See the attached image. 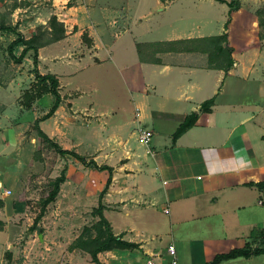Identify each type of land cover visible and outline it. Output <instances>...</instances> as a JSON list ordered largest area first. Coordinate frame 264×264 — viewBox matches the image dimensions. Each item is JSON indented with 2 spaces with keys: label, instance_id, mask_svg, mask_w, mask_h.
Returning <instances> with one entry per match:
<instances>
[{
  "label": "crops",
  "instance_id": "obj_1",
  "mask_svg": "<svg viewBox=\"0 0 264 264\" xmlns=\"http://www.w3.org/2000/svg\"><path fill=\"white\" fill-rule=\"evenodd\" d=\"M29 1L16 5L11 23L5 24L16 32L6 31L12 42L18 33L29 39L38 27H48L53 15L65 24L63 39L38 50V69L41 74L59 78L62 99L49 117L43 118L55 102L51 93L32 100L27 109L19 105V115L26 110L28 118L40 120V128L63 149L93 159L99 166H110L112 171L60 154L65 181L56 198L45 206L37 225L33 221L35 212L0 208V264H97L90 251L100 232V217L94 210L101 202L114 235L138 245L98 252L101 264H157L159 252L154 241L166 229L172 235L201 230L211 233L189 241L193 264L210 263L218 254L247 243L253 249L261 245L264 192L256 184L264 181V99L246 103L218 99L227 79L249 77L252 70L262 66L264 46L254 49V63L247 65L241 58L249 55L242 52V47L247 46L252 29L242 13L251 0H239L241 6L231 16L229 2L233 0H154V13L163 11L165 23L162 31L159 29L162 39L151 41L145 40L153 32L146 30V22L153 15L148 0H75L72 6L68 5L70 0ZM224 33L228 34L234 60L227 72L207 57L210 45L191 52L174 47L193 40L213 41ZM84 36L91 40L90 46L81 43ZM127 37L136 52L121 66L114 45ZM74 41H81L80 45L75 46ZM155 43L159 45L157 59L144 58L138 46ZM57 46L68 52L49 57L48 51ZM23 48L16 46L13 54L18 57ZM77 48L79 57L70 59L68 54ZM6 54L10 56L8 50ZM32 54L30 50L21 63L11 57L10 62L4 59L7 89L16 83L25 66L29 84H35ZM57 57L69 59V65L86 58L88 65L96 67L116 70L119 66L122 75L126 72L125 82L129 85V79L137 76L142 83L140 89L143 87L139 91L146 95L131 99L134 115L129 111L98 112L93 103L79 106L70 98L72 94L61 93V74L42 68L46 58L54 62ZM33 87L30 84L26 89ZM78 91L81 94L76 89V95ZM213 96L216 99L211 112H202V103ZM193 112L199 114L197 124L174 140L180 124ZM142 126L153 132L147 145L139 139ZM7 132L0 125V153L12 147ZM17 138L14 132V141ZM109 177L111 183L101 197ZM5 189L1 188L3 194ZM216 230L221 233L216 234ZM9 251L13 252L11 259L6 258ZM175 251L177 255L176 247ZM257 257L260 255L240 256L219 264H257Z\"/></svg>",
  "mask_w": 264,
  "mask_h": 264
},
{
  "label": "rangeland",
  "instance_id": "obj_2",
  "mask_svg": "<svg viewBox=\"0 0 264 264\" xmlns=\"http://www.w3.org/2000/svg\"><path fill=\"white\" fill-rule=\"evenodd\" d=\"M29 2V0H0V26L5 25L7 22L11 23V14L16 5H26ZM148 2V7L152 10L153 15L146 22L148 29H145L150 33L151 31L154 33L152 32L148 37H145V40L162 39V35L159 32L160 30L162 31L164 26L165 14L163 11L154 13L156 9L152 7L154 0H148ZM46 3H49V1ZM74 3L75 0L73 1ZM242 14L244 18H247L248 21H246L249 22L252 34L247 46L245 48L241 46L244 49L242 52H247L249 55L241 58L244 60L243 62H247V65H250L257 59V53H255L254 49H260L264 46V0H251L245 6L244 13ZM9 34L8 31L0 28V116L1 114L4 115V117H0V125H2V130L8 131L6 139L12 142V147L0 153V208L8 206L9 209H25L28 213L35 212L36 217L33 221L34 223L36 221L34 225H37L39 221L37 217H40L39 215L43 214L44 211V200L54 189L53 181L60 174L64 163L62 156L38 134L35 129V122L28 118V112L24 113L25 110L19 115L17 110L19 105H22L25 109L30 107L25 104V93L33 88H26L30 84L35 85L34 82L29 84L30 79L27 77L26 66L23 68V74L18 75V80L14 84L15 86L12 85V87L6 88L5 75L7 73L5 71L6 63L4 59L10 62V56L6 54L8 45L11 43ZM80 42L74 41L73 43H75V46H78ZM81 43L83 46H90L91 40L84 36ZM220 43V40H206L203 42L193 40L178 43L174 47L181 51L191 52L192 49L195 51L197 48L202 49L203 45H210L207 47V57H210L218 66H226V55L218 53L217 47ZM115 44L114 47L120 53L119 59L122 63L121 66H123L126 63V58L129 57L131 59L133 51L136 52V47H133V41L131 44V38L129 37L123 38ZM158 47L159 45L155 43L138 46V49L142 50L144 58L157 59L155 54ZM78 50L79 52H77ZM66 51L63 46H57L49 50L48 53L50 54L49 57L55 54L61 56ZM80 53V49L77 48L68 54V57L75 59L79 57ZM260 58L261 63L263 62L261 68L258 67L256 70H252L249 77L242 75L244 78L237 79L231 77L227 79V83L219 94L218 99H240L245 103L253 99H264V53ZM60 59V57H57L52 62V59L46 58L42 68L45 72H49L48 70L50 69L53 73L58 72L61 74L59 75L62 79L61 93L63 95L72 94L70 98L76 99V103L79 106L93 103L94 108L98 112L117 110L125 114L129 111L134 115L136 109L131 99H140L141 95H146L139 91L143 90V87L140 89L142 83L138 82L134 72L133 74L136 78L133 76V79L128 78L130 80L128 85L123 79V75L126 72L122 75L119 66L116 70L107 69L106 66H104L105 68L96 67L94 64L88 65L86 58L82 59V61L77 60L72 65H69L67 62L69 59ZM21 88L25 90L20 91ZM76 89H79L81 94L78 91L76 95ZM205 89L207 90V87ZM150 99L153 98L151 97ZM2 103L7 107L5 110L2 109ZM262 106H264V100L262 101ZM14 132L18 134L16 141L13 139ZM252 139L255 140L254 137ZM261 146L263 147L262 144ZM255 147L259 148L260 142L256 141ZM1 188L3 190L6 188L5 190H10L11 192L3 194ZM25 193L28 194L26 197ZM260 208V212L263 214L261 215L262 222L264 223V204ZM32 215L34 214L32 213ZM216 231V234L221 233L220 230ZM208 234L211 233L201 230L192 233L189 231L179 232L172 235L170 230L166 229L154 241L159 252V259L156 260L157 264H172L173 257L168 251L172 240L177 250V264H193L194 255L188 249V243L193 239H204ZM228 247H224L223 250H226ZM0 250H2L1 246ZM6 254V258L11 259L13 256V252L11 251ZM256 261L257 264H264V255L257 257Z\"/></svg>",
  "mask_w": 264,
  "mask_h": 264
},
{
  "label": "trees",
  "instance_id": "obj_3",
  "mask_svg": "<svg viewBox=\"0 0 264 264\" xmlns=\"http://www.w3.org/2000/svg\"><path fill=\"white\" fill-rule=\"evenodd\" d=\"M74 0H70L68 2L69 6L73 5ZM230 6V11L229 15L231 16L232 12L234 10L239 9L240 1L239 0H233L229 2ZM231 17H229L228 21L225 24L226 29L228 28V25L230 23ZM1 29L5 30H11L16 32V28L11 27V26H6L2 25L0 26ZM66 29H65V24L61 21L58 20V17L56 15H53L49 22H48V27L46 26H41L37 30V33L32 36L29 39H25L21 34L18 33V37L13 40L10 45L8 46L7 50L9 52L10 57L16 62V63H21L23 59L27 56L30 50L33 51L32 54V59L34 63V68L32 70L34 77H35V85L32 90H29L28 92L25 93V104L27 106H30L32 100L36 99L37 97H41L45 93H51L55 97V102L50 109V111L45 115V117L51 116L59 107L61 103V95H60V82L59 78L55 74H41L39 69H38V63H39V53L38 50L40 47L45 46L47 44H51L54 42H57L65 37ZM47 37L45 39V37ZM212 40H220L221 43L218 45V53L219 54H225L227 57V64L223 68L226 72L232 67L234 60L232 57V51L233 48L229 46L228 42V34L224 33L221 36L215 37ZM224 43L227 45L224 47ZM18 45H23L24 48L20 55L17 57L13 54V49L18 46ZM216 97L213 96L209 98L208 100L204 101L201 105V111L204 113H209L212 110V106L215 103ZM199 119V114L196 112H193L186 116L184 121L180 124L178 129L173 135L174 140H176L178 137H180L183 133H185L188 129L193 127L194 125L197 124ZM40 120L35 121V129L37 130L38 134L43 137L45 141H47L59 154L61 155H71L75 159L81 161L82 163L86 165H95L97 168L100 170H108L112 171V168L107 165H102L99 166L95 160H87L84 156L80 155L79 153L73 151V150H68V149H63L57 142L53 141L50 139V137L40 128L39 126ZM65 181V169H62L60 175L56 177V179L53 181L54 189L48 194L46 199L44 200V209L45 206L53 201L59 190H60V185ZM111 183V177L107 180L106 186L104 190L101 193V197L104 196V194L107 192L108 187ZM263 192H264V181L259 182L256 184ZM104 210V205L101 202L99 206L94 210V213L99 215L100 221H99V227H100V232L97 234L96 238L94 239L95 246L94 248L91 249V255L92 259L94 262L97 264H101L99 262V259L97 257L98 252L103 251V250H110L113 248H135L138 245L129 241H126L116 235H114L111 225L109 221L106 219L103 213ZM44 212V211H43ZM40 217L42 216L39 215ZM40 217H37L40 219ZM36 218V219H37ZM36 223V221H35ZM261 237H262V244L256 246L254 249L250 246L249 243H247L244 247L242 248H236L233 249L227 253H221L218 254L213 261L207 264H219L224 260L236 258V257H249L251 255H261L264 254V232H261Z\"/></svg>",
  "mask_w": 264,
  "mask_h": 264
},
{
  "label": "built area",
  "instance_id": "obj_4",
  "mask_svg": "<svg viewBox=\"0 0 264 264\" xmlns=\"http://www.w3.org/2000/svg\"><path fill=\"white\" fill-rule=\"evenodd\" d=\"M138 133H139L140 141L143 142L145 145L150 143V141L152 140L153 132L150 129L142 126L139 128ZM10 192H11L10 190H7L5 193L9 194ZM165 211H168V209H165ZM168 251L173 257L172 264H177L176 251H175L174 244H169ZM148 264H153V262L150 261Z\"/></svg>",
  "mask_w": 264,
  "mask_h": 264
},
{
  "label": "water",
  "instance_id": "obj_5",
  "mask_svg": "<svg viewBox=\"0 0 264 264\" xmlns=\"http://www.w3.org/2000/svg\"><path fill=\"white\" fill-rule=\"evenodd\" d=\"M157 10H159V9H157Z\"/></svg>",
  "mask_w": 264,
  "mask_h": 264
}]
</instances>
